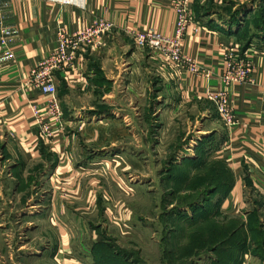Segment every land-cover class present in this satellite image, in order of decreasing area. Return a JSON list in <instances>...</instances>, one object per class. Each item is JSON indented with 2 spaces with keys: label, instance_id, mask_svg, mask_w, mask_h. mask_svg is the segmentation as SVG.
<instances>
[{
  "label": "crops",
  "instance_id": "1",
  "mask_svg": "<svg viewBox=\"0 0 264 264\" xmlns=\"http://www.w3.org/2000/svg\"><path fill=\"white\" fill-rule=\"evenodd\" d=\"M172 1L0 0V227L30 219L47 225L38 263L105 264L91 244L97 234L91 225L105 221L110 195L119 192L110 186L118 173L111 161L148 158L147 144L159 153L162 143L176 146L188 138L213 176H221L216 169L223 164L231 178L224 189L218 181L227 192L220 212L247 234L234 264H257L250 261L248 234L257 231L252 217L264 230V45L238 44L231 17L220 11L233 0H189L192 20L182 50L196 61L198 74L135 46L129 30L173 33ZM99 20L112 23V30L53 72L61 116L50 118L45 96L30 84L31 68L55 50L60 29L77 33ZM231 49L251 61V75L225 86L224 57ZM209 90L227 92L233 125L206 98ZM33 103L50 137L40 133ZM23 206H32L34 215H20ZM260 246L264 250V238ZM12 252L7 257L15 264ZM30 255H21L24 262Z\"/></svg>",
  "mask_w": 264,
  "mask_h": 264
},
{
  "label": "rangeland",
  "instance_id": "2",
  "mask_svg": "<svg viewBox=\"0 0 264 264\" xmlns=\"http://www.w3.org/2000/svg\"><path fill=\"white\" fill-rule=\"evenodd\" d=\"M220 11L231 17L229 23L236 29L240 46L264 45V0H233ZM166 145H159V153H151V145L147 144L143 149L149 152L148 158L111 161L118 173L110 176V186L119 192L116 198V194L110 195L105 221L91 225L97 233L91 244L98 248L97 255L102 253L99 257L105 264H230L231 247L236 246L238 238L216 246L222 233L219 237L212 234L214 225L231 222L228 214L220 213L219 205L220 195L225 194L222 189L230 178L227 169L221 164L216 169L221 176H213V168L207 169L192 139H182L176 146ZM218 181L223 183L220 190ZM22 208L20 215L35 213L32 206ZM29 221L23 224L15 220V224L0 227V264H11L9 251H13L15 264V256L21 258L18 264H40L36 257L48 244L43 237L48 236L47 225ZM199 223H206L204 229L210 230L205 240H198L204 233ZM4 227L13 230L3 232ZM250 227L257 228L254 234H248L252 239L248 249L254 256L250 261L263 259L260 245L264 230L254 217ZM26 251L31 254L29 262L21 256ZM240 257L237 255L235 262Z\"/></svg>",
  "mask_w": 264,
  "mask_h": 264
},
{
  "label": "built area",
  "instance_id": "3",
  "mask_svg": "<svg viewBox=\"0 0 264 264\" xmlns=\"http://www.w3.org/2000/svg\"><path fill=\"white\" fill-rule=\"evenodd\" d=\"M188 1H172L176 20L171 35H163L152 28L129 30V34L135 46L151 49L175 64V66H185L191 73L198 74L200 69L196 61L182 50L185 29L192 20ZM112 28V23L106 20H99L94 21L92 25L77 33L68 34L66 30L60 29L55 50L43 56L31 68L30 84L45 96L44 108L50 118L58 119L61 116L53 72L65 65H69L74 60L75 54L79 49L93 44L95 40L100 39ZM251 67V61L248 58L239 56L232 49L229 50L224 57L223 84L229 86L249 80ZM206 98L214 105L217 114L226 125L231 126L234 124V116L229 106L227 92L209 90L206 92ZM32 112L42 136L50 137L52 134L50 127L43 122L40 109L35 103L32 104Z\"/></svg>",
  "mask_w": 264,
  "mask_h": 264
},
{
  "label": "trees",
  "instance_id": "4",
  "mask_svg": "<svg viewBox=\"0 0 264 264\" xmlns=\"http://www.w3.org/2000/svg\"><path fill=\"white\" fill-rule=\"evenodd\" d=\"M229 176V175H228ZM230 177V176H229ZM227 186L229 187L230 184H231V178H229L227 180ZM226 187V186H225ZM220 188V187H219ZM222 188V187H221ZM220 190V189H219ZM223 192L225 193L224 195H220V199L219 201H221L222 199H224V197L226 196L227 192L223 190ZM221 213V212H220ZM187 221V220H186ZM231 222L227 223V225H225V223L221 224V225H214V229H215V233H212L214 234L213 236L215 237H219V233L221 234L222 233V238H218V243H216V246L217 245H221L222 243L224 244L223 241L225 240H232L233 238H238V240L235 242L236 243V246L235 244L232 245V250L233 252H231L229 255L232 256V258L230 257L229 258V262L230 264H234L235 263V260L237 259V255L240 254V252L242 250H244L245 246H246V242H247V234L246 232L242 229L241 227V223H239L236 219L233 220L231 219L230 220ZM209 223V222H207ZM188 224V222H187ZM201 224H203L201 226ZM199 223L198 227L202 228L200 229L201 231H203L204 233L203 234H200L202 236H199L201 237L202 239H198V240H205L207 238V236L209 235L210 236V230L209 229H204L205 227H207V224L206 223ZM210 225V223L208 224V226ZM189 226V224H188ZM222 226V227H221ZM210 233V234H209ZM241 238H240V237ZM192 239H195V237L193 236ZM219 245V246H220ZM183 248V247H182ZM96 250H98V248H95ZM220 250L222 251V249L220 248ZM100 257L102 256V253L101 255H99ZM234 256V257H233ZM99 257V259L101 260V258ZM103 262V261H102ZM105 263V262H104Z\"/></svg>",
  "mask_w": 264,
  "mask_h": 264
}]
</instances>
